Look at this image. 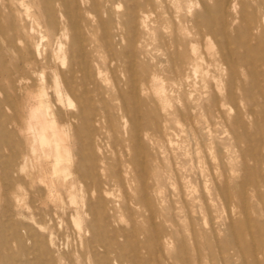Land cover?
Returning <instances> with one entry per match:
<instances>
[{
  "label": "rangeland",
  "instance_id": "rangeland-1",
  "mask_svg": "<svg viewBox=\"0 0 264 264\" xmlns=\"http://www.w3.org/2000/svg\"><path fill=\"white\" fill-rule=\"evenodd\" d=\"M205 1L207 17L198 0H83L91 79L58 100L63 61L78 60L58 1L0 0V264H180L193 242L238 264L234 235L251 243L239 190L248 226L264 222V0ZM177 44L186 63L171 71ZM220 47L232 73L213 60ZM42 88L67 150L58 163L32 150ZM83 90L98 117L85 125L71 116Z\"/></svg>",
  "mask_w": 264,
  "mask_h": 264
},
{
  "label": "bare ground",
  "instance_id": "bare-ground-1",
  "mask_svg": "<svg viewBox=\"0 0 264 264\" xmlns=\"http://www.w3.org/2000/svg\"><path fill=\"white\" fill-rule=\"evenodd\" d=\"M57 1H58L60 8H61L60 11H62L63 16L65 17V23L64 24L66 26V29L70 30V34L72 36V40L69 43V48L75 49L76 54L78 55L77 61H73V62L71 60L70 61L68 60L69 62L65 61V60L63 61V63H66V69L62 72L63 80L61 83L57 80L54 81L55 93H56L57 99L61 100L62 97L64 96V93L65 94H67V93L73 94L74 83L79 84V85H84V83L86 81L91 79V75L88 71V66L86 65V62H85V51H84V40H85V38H84L83 31L81 29L80 16H79V12H78L79 3H81L83 0H57ZM198 1H199L200 6H201L200 12H202L204 14V17L205 16L207 17L209 11H208V7L206 5V1L205 0H198ZM38 3H39V1H38ZM217 4L224 6L225 0H218ZM196 14L193 15V17L189 20L191 22L190 23L191 27H193V28L198 27V30L196 32V34L199 36L198 41L207 43V41L209 40L207 37V34H209L211 32L210 28L207 29V31H206L207 33L202 32L203 30H201L199 28V26L201 24V21L203 22L204 19L206 20V18L201 19L200 18L201 14L200 13H198L197 15ZM99 16H100V14H99ZM129 16H131V15H129ZM176 18H178V17L176 16ZM47 23H49V22H47ZM188 30H189V27L184 26V27H181L180 32L182 34L188 36V34L190 33ZM194 36H196V35H194ZM183 42H184V40H183ZM199 42H197V43H199ZM186 44H187L186 47L188 48V50L190 52L189 59L192 60L193 63H195L196 68H199L198 67L199 60L203 59L202 53L199 52L196 44H193L189 41H187ZM178 45L179 44H177L175 46L174 51L172 52V55H171V57H174V59L171 60L170 66H169L171 71H177V69H180V67H182L183 63H186L183 61V59L180 55L181 53L179 52ZM57 51L63 57L65 55L66 49H65V47L62 46V44H60L58 46ZM217 53H218L217 57L214 58L213 60L220 62L221 65L222 64L225 65V67H227L229 69V73L230 72L232 73L233 71H235L236 68H235V66H233V62L226 56V52L224 51V49L222 47L219 48ZM63 58H65V57H63ZM207 62H208V65L211 64L210 61H207ZM63 63H61V64H63ZM30 64H32V63H30ZM57 67H58V65H57ZM78 74H80V75H78ZM157 86H159L158 83H157ZM158 93H160L159 90H158ZM219 94H220V91H219ZM223 94H224V92H223ZM79 98H80V100H79L80 102L86 100L85 102L88 103L87 104V106H88L87 111L84 112L83 105H81V103L78 102V109L71 116L73 118H77V119L79 118L80 120H82V123L84 125H85L86 120L91 119L93 121H97L98 117L96 116L95 112L93 111V107H91L90 98H87L86 92L85 91L81 92V94L79 95ZM224 100H225V98H224ZM39 101H40L41 105L35 110L34 116H33L37 122V125L31 127L34 143L37 144V145L34 144V146H32V150L39 149V152L41 154L45 153L48 150H51L54 152V161L56 163H58L59 161H61L63 159V157H64L63 154L66 153L67 150L64 147V145L62 144V138H61L60 130L58 129V127L55 125L54 122H49V120H47V118H46V111H45V109H43L44 102H45V93H44L43 88L40 90V93H39ZM223 108H224V105L219 104V105H217L216 111L218 113H220ZM82 132L84 134L86 133L84 131H82ZM82 136H83V134L81 133L79 135V138H81ZM134 162L136 165H140L141 159L136 158L134 160ZM58 170H59V168L57 166H55L54 171H58ZM244 184H246V183H244ZM238 193H239V198L241 199V207L243 209V212L245 215H247V217H246L247 223L246 224L250 225L249 224L250 220H248V210H247L248 208H247V204H246L247 196H246L244 188L239 190ZM221 194L225 199L228 198L229 194L225 188H222ZM263 201H264V197H263ZM263 212H264V207H263ZM76 224L78 226L79 233L81 231H83L82 227L80 225V221L76 220ZM248 225H247V229H248V234L251 237V243L241 242L238 239L239 237H237V234L234 235L235 241H234V247H233L234 250L232 251V256L236 257L238 259V264H260L259 260H258L259 255L264 254V222L260 223V224L254 223L253 228H250V226H248ZM90 231H92V233H94L93 228H91ZM98 245H100V241H98V240L96 241L95 244H87L86 245V251L92 252L94 250V248L97 247ZM178 247L180 249V252L178 254L180 264H228L227 262L223 261L220 258V256L217 259H215L213 257V255L211 254V252H208L205 256H203L200 253L199 249L197 248V246L195 245L194 242L191 245V247H192L191 252H189L184 245H179ZM219 249H220V251H226L229 249V246L227 244H223L221 247H219ZM3 262H4V264H8L9 260L7 258H3Z\"/></svg>",
  "mask_w": 264,
  "mask_h": 264
}]
</instances>
